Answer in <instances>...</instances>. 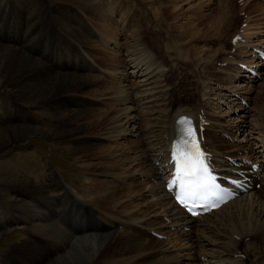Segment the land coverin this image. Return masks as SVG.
<instances>
[{
	"label": "bare ground",
	"instance_id": "bare-ground-1",
	"mask_svg": "<svg viewBox=\"0 0 264 264\" xmlns=\"http://www.w3.org/2000/svg\"><path fill=\"white\" fill-rule=\"evenodd\" d=\"M38 1L40 5L44 1V7H47L51 15L66 12L71 16L72 25L68 21L58 19L57 23L62 26L56 37L63 48L65 50L68 48L72 54L70 59L62 61L52 57L50 50H46L38 53V57L35 56L34 59L15 48L0 46V89L29 106L44 103L48 110L41 116L53 123L48 126L35 122V128L10 127L0 130V153L32 137L68 142L79 162V171L85 177H91V179L86 178L84 187L87 195L94 198L93 204L82 203L81 197L77 198L61 181L53 165L51 168L59 183H53L48 178L44 179L43 173L39 174L43 182L36 176L35 181L28 177L10 180L9 184H13L14 188L22 184L29 190H35V193L46 203L50 200L51 191L62 193V196L57 197L65 204L60 228L57 232H50L51 238L43 236L42 239L62 241L65 236L66 244L60 249H53L46 243L40 244L41 249L46 247L50 251L49 255L47 254L48 259L41 258L39 264H185L181 260L184 253L174 251L183 245L184 248L189 249L190 254L195 255L193 264H219L224 260L228 261V264H243V262L247 264V259L244 261L241 258H233V255L239 252L240 246L244 245L243 239L247 237H250V241L245 243L244 253L252 257L253 263L264 264V252H262L264 186L260 191L228 202L212 215L205 216L204 220H192L189 234L196 233L195 236L193 234L195 237L193 243H191L192 234L184 238L176 235L173 241L174 236L169 238L170 240H158L145 231L153 225L161 224V221L155 218L161 219L162 215L171 217L172 221L184 219L170 196L163 190L162 179L157 185L148 181L150 178L162 176L159 171L166 154V140L171 136L173 119L177 115H194L204 109L207 120L210 121L205 130L208 144L215 149L220 161L223 154L236 156L239 151L253 150L255 157H260L263 152L264 133L259 132V127L255 128L254 133L248 132V119L255 113L253 107L255 101L250 97L252 93L250 89L241 92L247 99H251L250 107L246 108L238 102L234 103V99H230L235 107L231 108V114L235 115L230 123L229 120L221 122L218 116L220 112L212 111L209 92L214 96L218 92L204 85L201 86V93L196 94L197 81L202 78L200 73H204L205 79H208L213 76V73L207 72L211 70L209 68H213L212 63L224 61L226 58L217 60L220 53L213 51L206 54L198 47L196 40L206 37L204 35L206 32L199 33L194 24L198 23L199 26L210 23L211 28L207 27L208 32L213 36L221 35L229 19L233 17V13L226 8L227 1H220L216 17L213 15L212 19L209 18L212 21H206V16L198 13L187 15L184 20L186 23L181 26L166 25L168 28L166 34L170 40L167 43L166 34L153 33L154 27L153 29L145 27L143 24L145 18L142 17L140 10L128 9V6H124L123 0ZM50 3L53 5L51 6ZM164 5L168 6V3ZM81 6L84 8L79 10ZM164 9L171 16L173 11L170 12L169 7L166 6ZM51 11L53 13H50ZM113 12L116 17L120 16L124 19L123 23L119 25L113 21ZM154 15L157 17V14ZM74 16L79 20V23L75 22L76 25ZM176 19L177 16L174 17V20ZM36 23L38 21L35 20ZM162 23L166 24L163 21ZM191 29L194 31L192 32ZM35 30H37L36 26ZM159 40L164 42V45L158 47L162 48L160 55L163 56L154 51L157 50L156 45ZM39 41L43 42L39 39L37 43ZM244 46L250 47L248 43ZM123 51L127 56L120 55ZM177 51L181 56L176 57ZM201 51L206 56H202L204 59L198 61ZM130 53L129 57H133L132 60L128 59ZM185 57L188 61H185ZM194 61L201 66L193 65ZM165 67L178 72L187 85L180 82L173 83L174 76L169 73L165 76L167 72L162 70ZM104 71L109 74H104ZM231 71H234L233 76L232 72L226 77L222 76L226 81L237 75V68ZM34 73L35 85H32L33 82L30 80ZM112 75L115 76L114 79ZM124 82L128 85L124 86ZM185 88L191 94L195 92L196 104L192 102L193 98L187 100L181 95ZM228 96L232 97L230 93ZM261 97L259 93L258 99L261 100ZM176 103H180L181 106L178 107ZM5 112L12 113L8 109ZM133 112L145 115L143 120L149 129L144 135L140 130H136L137 137L144 136L149 141L154 139V143L149 141L146 143L143 139L133 141L130 139L127 140L130 145L128 152L121 153L124 149L118 147L121 149L118 151L115 142L119 139H127L126 136L130 132L129 125L134 129L137 122L142 121V117L137 113L134 118H130ZM23 113L26 116L25 110ZM154 114L157 115L154 117ZM241 117L244 119L241 120ZM156 118L161 121L160 125L154 123ZM239 133H243L244 138L246 134V136L250 135L249 138L257 135L252 143L256 146L255 149L246 147L249 138L237 143L236 135ZM223 135H228L236 141L230 142ZM102 138L115 141V148L100 146L97 141ZM151 149H153L152 153H150ZM94 156H99L103 162L92 163ZM90 160L92 162L89 163ZM156 160H159L158 166L154 164ZM139 177L145 178L144 181L139 180ZM134 178H138L137 181L141 184H136ZM106 179L110 181H105ZM121 181H126V186L120 185ZM46 183L51 185L46 186ZM9 199L13 201L12 197ZM22 202L24 203L25 200L17 199L14 203ZM54 222L49 217H45L35 205V220L31 221L32 228L34 226L37 232L44 231L52 225L55 226ZM157 231L163 232L162 228ZM174 233L179 232L174 231ZM237 236H241L240 241L236 240ZM254 241L261 243L254 244ZM202 245L213 246L209 249L211 252L209 253ZM196 246L198 252L195 251Z\"/></svg>",
	"mask_w": 264,
	"mask_h": 264
},
{
	"label": "rangeland",
	"instance_id": "rangeland-1",
	"mask_svg": "<svg viewBox=\"0 0 264 264\" xmlns=\"http://www.w3.org/2000/svg\"><path fill=\"white\" fill-rule=\"evenodd\" d=\"M37 1L38 0H0V46L8 47V48L10 47L12 49L15 48L16 50L22 53H25L34 59H35V56L38 57L37 56L38 53H42L43 51L45 52L46 50L47 51L50 50V52L52 53L51 54L52 57L58 60L66 61L70 59L71 54H72L71 51L68 48L65 50L63 48V45L60 43V41H58L56 36H57V33L61 29L60 27L62 26L60 23H57V22L59 20L65 21V22L68 21L72 25L71 16L66 12L64 14L58 13V14L51 15L48 13L47 7H44L45 5L44 1L42 5H40V2L39 1L37 2ZM123 1L125 2V3L123 2L124 6L126 7L128 6V9L132 8L134 10L136 9L140 10L142 17L145 18V21H143V24L145 27L148 26V28L150 29H153L154 27L153 33L162 32L163 34L161 33V35H165L166 32H168L167 30L168 28L166 27V25L169 27L170 25L171 26L172 25L181 26V24L186 23V21L184 20L186 19L187 15H197L198 13H201L202 16H206L205 17L207 19L206 21L212 19L213 17H216L217 15L216 11H218L219 9L221 0H156V1L123 0ZM166 1H169V2H166ZM225 1H228L227 3H229V5L231 6V7L229 6V9L231 8L230 11L231 13H233L232 15L234 19L233 17L231 18H232V21L234 22L231 23L232 22V21L230 22L231 18L229 19V22L226 24V27L223 30L224 34L221 33V35L219 34L218 36H213L212 33L208 32L207 30V27L211 26L210 23L209 25L204 24V25H199V26H198V23L194 24L197 26L196 29L199 30V33L201 31L203 33L206 32L204 34L206 37L204 38L201 37L197 39L195 42L198 45V47H200L201 50L203 49V51L206 54L208 52H213V51L214 52L216 51L217 53L221 54L223 53V50H225V53H226L228 50V46H229L228 38L233 32L236 31L235 29L237 28V25L240 22L239 16L238 15L236 16L235 14V12L238 13V11H235V9L236 8L238 10L242 9L243 11V8H239L234 0H225ZM164 3H168V6L164 5ZM50 4L51 6L53 5L52 3ZM169 4H171V6ZM165 6L167 8L169 7L170 12L173 11V13H171V16H169L168 11L166 13L164 9ZM246 6L244 9L247 12L249 11L251 14H253V21H252L253 23L258 24L264 21L262 20L263 14H260V12H257L258 10L256 9L255 5L251 6L248 3ZM253 6L255 7V9L253 8ZM83 8L84 7L81 6L78 9L81 10ZM50 13H53V11H51ZM154 13L157 14V17H155ZM113 15H114L113 21H115V23L117 24L119 23V25L123 23L124 19L122 17L120 16L116 17L115 12H113ZM175 16H177L176 20H174ZM153 18L154 19L156 18V19L153 20ZM35 20L38 21V23L35 24ZM162 21L165 22L166 24L162 23ZM75 22L79 23V20L75 18L74 23ZM149 25H151V27ZM35 26L37 30H35ZM191 31L193 32L194 29H191ZM207 32L209 35L207 34ZM212 37L213 39L211 40ZM166 38H165L166 43L167 41L170 42V40L167 37V34H166ZM39 39H42L43 42L39 41L37 43ZM162 45H164V42L162 43V40H159L156 45L157 50L153 49L159 55L162 53V48H158V47ZM203 51H201L202 54L200 52L201 56H199V58L197 59L198 61L200 59H204L203 58L204 55L206 56V54ZM122 53H124V51L120 52V55L122 57L123 55L124 57L127 56L126 53L124 54ZM178 53L180 52L177 51L176 57L181 56ZM129 55H131V53L128 54V57ZM160 56H163V55H160ZM130 58L131 60L133 59V57H129L128 59ZM184 59L185 61H188L187 57H185ZM193 65L201 66V64L195 61L193 62ZM213 65H214V62L212 63V67ZM209 69L211 70H207V72L213 73L212 74L213 76L208 77V79L215 78L216 82L218 81L217 83H220L221 81H226L225 78L222 77V75H226L225 73L219 72L218 69H214V67L209 68ZM162 70L164 71V69ZM165 70L167 72L165 76L168 75V73L174 76L173 83L180 82V83H183L184 85H187L186 82L183 81L179 73L176 72L174 69L169 70L167 67ZM103 73L105 74L107 72L104 71ZM108 74L109 73H107L106 75ZM200 74L202 78H205L204 73H200ZM114 78L115 76L112 75V79ZM142 79L143 78L141 77L140 80ZM208 79L206 80L210 81ZM30 81L33 82L32 85H35V73L31 76ZM141 82H144V81H141ZM214 82H212L210 85H213ZM125 83L126 82H124L123 84L124 86L128 85ZM201 83L204 84L203 81ZM261 83L263 84L255 89L256 93L253 96V99L255 101V103H253L255 113H253L251 117L248 119V124H249L248 132L253 131L254 133V131L256 130L255 128L259 127V132L263 134L264 133V92H263L264 82H261ZM221 85L223 86L229 85L230 87H232L233 83L230 84L229 82H221ZM234 85L236 86L235 83ZM196 88H200V86L197 85ZM199 93H201V90L199 91ZM259 93H261V96H262L261 100L258 99ZM181 95L185 97L187 100L195 98L194 97L195 92L191 94L189 91H187V88H185L184 91H182ZM211 96H212V99L216 97L218 98V95H215V96L211 95ZM196 98L194 99V101H192L195 104L197 103ZM211 101H212V106H213L212 111L215 112V110H218V108L217 106L214 108L215 103H213V100ZM176 105L178 107L181 106L180 103H176ZM100 108L101 107L99 106L98 109ZM6 109H8L9 111H12V113L5 112ZM24 110H25L26 116L23 113ZM47 110L48 108L46 107L44 103H39L34 106H29V105L22 103L15 97H13L10 93L5 92L0 89V130H4L10 127L35 128V122L50 126L53 123H51L49 120L41 116L43 114H46ZM217 112H220L218 116L220 117L219 120L221 122L228 121L224 119L229 117L228 112H231V111H228L226 113L228 114V116H224V117L222 116L224 112L223 110L216 111L215 113ZM136 113L138 114V116L142 117V121L141 122L138 121L134 129H132L129 125L130 132L126 136L127 139H123V140L119 139L117 142L115 141L111 142L105 138H102L99 141H97V143L100 146H109V147L112 146V148H115V145H114V142H115L117 145L116 148L118 149V151H121V149L119 148H122V150L124 149L121 153L128 152L129 150L128 148L130 147V145L128 144V141H130V139L131 141L136 140V139L138 140L143 139V141L146 140V143H147L149 139L144 136H142L143 138L141 136L137 137L138 133L136 132V130H140L142 135H144L145 132L149 130L147 129L146 122L143 120L145 118V115H143L142 113L133 112V115L130 118H134L136 116ZM156 115L157 114H154V117ZM243 119L244 118L241 117V120ZM154 121L156 125H160L161 121L158 118L154 119ZM250 127L252 130L250 129ZM132 134H134V136ZM246 135H245V139H243L244 134L239 133L238 135H236V138H238L237 140H241V142L242 141L244 142L248 137ZM240 136L242 137L241 139H239ZM255 138H257V135H255L254 137L252 136V138L247 139L246 141L247 146L246 145L245 146L248 147L249 140L253 141ZM71 150H72L71 144L68 142H63L61 140H51L50 141L43 137H32L28 139L27 141H24L20 144L8 147L7 149H5L4 151L0 153V264H39L41 261V258L48 259V255L50 251V249H47L46 247H44V249H41L39 247L40 244L46 243L53 249L64 248L66 244L65 236L62 241L42 239L43 236L44 238H51L52 234H50V232L51 233L57 232L59 230L58 228H60L61 214H62V210L65 204L64 202L60 201V199L57 197L62 196V193L61 192L53 193V191H51L52 193H51L50 200L48 203H46L44 199H41L40 195L35 193V190H29L22 184H20V186H16L17 188H14L13 184H9L10 180H13L17 177L18 178L20 177L21 179L22 178L24 179V177H28L35 181V176H36L37 179L43 182V179L39 177V174L43 173L44 179L48 178V179H51V182L53 183H59V181L56 179L57 178L56 175H54L53 170L51 168V165L54 164L53 167L55 168L56 173L58 172L57 174L59 175L61 181L67 186V188L77 198L81 197L80 200L82 203H85L87 205L93 204L94 198L87 195L86 189L84 187V184H86L85 183L86 178L91 179V177H85L83 173L79 171V162ZM92 159L94 160V162L90 160L89 163L92 162L94 164L96 163L101 164L103 162V159L102 160L99 159V156L98 157L94 156ZM130 159L131 158H129V160ZM101 167L102 166H100V168ZM159 176L157 177L158 178L157 183H151L149 180L148 181L151 184L157 185L161 181V178ZM100 179H96V180L99 181ZM137 179L134 178V182L140 185L141 183L138 182ZM105 181H110V180L106 179ZM125 182L126 181H121L122 184L120 185L126 186ZM45 185L50 186L51 184L46 183ZM9 197H12L13 201L10 200ZM17 199L19 200L24 199L25 202L24 203L22 202L21 204H15L14 202ZM140 202L142 203L143 201L140 199ZM35 205H36V208L40 210L45 217H49L50 220L55 221L54 222L55 226L52 225V227H49L48 229H45L44 231H40V232H37L34 226L33 228L31 227V221L35 220ZM107 207L111 208L110 206H107ZM155 220L160 222L161 219L157 217L155 218ZM162 231H163L162 234L165 232L168 238H172L173 236H174L173 238H175L176 235L178 237L181 236L179 235V233L175 234L174 232H170L169 230H166V228H162ZM159 232L161 233V231ZM191 234H187V235H191ZM193 234L194 236L196 235V233H193ZM193 234L191 235V238H192L191 239L192 241L190 240L191 243H193V239L195 238ZM180 238H183V237L181 236ZM260 243H257V244H260ZM184 246L185 245L178 247L177 248L178 250L174 249V251H181L182 253H184L181 260L185 264H193L194 259L196 257L194 254L192 253L190 254L189 249L187 247L184 248ZM179 248L180 249L184 248V249L180 250ZM210 248L211 247H208V249ZM45 249H47V251ZM195 251L198 252L197 246L195 248ZM254 263L258 264V262H254Z\"/></svg>",
	"mask_w": 264,
	"mask_h": 264
},
{
	"label": "snow or ice",
	"instance_id": "snow-or-ice-1",
	"mask_svg": "<svg viewBox=\"0 0 264 264\" xmlns=\"http://www.w3.org/2000/svg\"><path fill=\"white\" fill-rule=\"evenodd\" d=\"M178 134L180 140L173 146L171 157L176 169L175 174L197 184V191H189L187 195H216L218 191H223L211 174L214 169L211 168L210 154L200 148V137L190 120L184 118L178 122Z\"/></svg>",
	"mask_w": 264,
	"mask_h": 264
}]
</instances>
